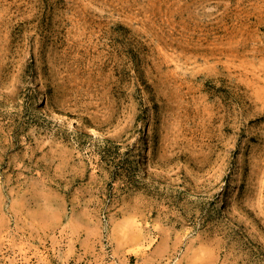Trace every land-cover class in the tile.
Here are the masks:
<instances>
[{
    "label": "rangeland",
    "instance_id": "rangeland-1",
    "mask_svg": "<svg viewBox=\"0 0 264 264\" xmlns=\"http://www.w3.org/2000/svg\"><path fill=\"white\" fill-rule=\"evenodd\" d=\"M0 264H264V0H0Z\"/></svg>",
    "mask_w": 264,
    "mask_h": 264
},
{
    "label": "bare ground",
    "instance_id": "bare-ground-1",
    "mask_svg": "<svg viewBox=\"0 0 264 264\" xmlns=\"http://www.w3.org/2000/svg\"><path fill=\"white\" fill-rule=\"evenodd\" d=\"M40 104H41L42 106L44 105L43 100H42V97H40V100H39V102H38V106H39ZM43 108H44V106H43ZM77 125H78V124H77ZM81 125H82V124H81ZM79 126H80V124H79ZM82 128H83L84 131L90 132L86 126L83 125ZM145 155H146L145 150H143V155H141V157H140V159H139L140 167L143 168V169H147V162H146V156H145Z\"/></svg>",
    "mask_w": 264,
    "mask_h": 264
}]
</instances>
